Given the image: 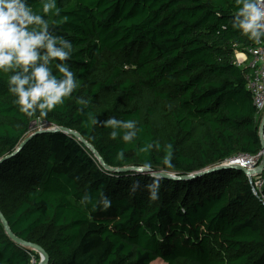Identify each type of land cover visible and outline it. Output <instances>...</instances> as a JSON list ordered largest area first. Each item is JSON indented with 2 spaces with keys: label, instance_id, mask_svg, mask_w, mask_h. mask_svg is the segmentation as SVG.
<instances>
[{
  "label": "trees",
  "instance_id": "trees-1",
  "mask_svg": "<svg viewBox=\"0 0 264 264\" xmlns=\"http://www.w3.org/2000/svg\"><path fill=\"white\" fill-rule=\"evenodd\" d=\"M29 5L43 15L40 0ZM237 7L235 0H57L60 15L45 19L73 43L67 63L78 87L46 118H29L8 91L12 73H0V159L31 135V121L77 132L111 169L183 177L255 155L261 146L248 69L234 57L256 43L233 29ZM52 71L59 76L54 64ZM111 117L135 120L137 137L111 139L101 123ZM149 143L161 147L141 152ZM100 192L112 202L107 211H93ZM85 195L92 203H81ZM0 212L48 264H264V183L255 195L234 170L188 181L113 173L60 132L32 137L0 165ZM39 262L0 222V264Z\"/></svg>",
  "mask_w": 264,
  "mask_h": 264
},
{
  "label": "clouds",
  "instance_id": "clouds-1",
  "mask_svg": "<svg viewBox=\"0 0 264 264\" xmlns=\"http://www.w3.org/2000/svg\"><path fill=\"white\" fill-rule=\"evenodd\" d=\"M236 14L232 20L233 29L249 40L259 43L264 38V0H235ZM43 15L33 11L29 0H0V73L12 74L8 77V91L15 96L14 104L26 117L46 118L57 106L62 105L77 89V77L67 63L75 51L73 43L63 36L53 34L46 16L54 13L60 15L57 0H40ZM64 21L67 17L62 18ZM59 23V21H58ZM59 76L53 74L52 65ZM79 105L88 101L77 98ZM92 125L99 121L90 116ZM111 128V139L122 133L125 144L137 137L140 129L135 120H119L111 117L103 122ZM153 147L160 149L159 143L146 144L141 152H148ZM171 145L166 146L163 163H170ZM118 160L124 158V152L117 153ZM138 185H133L134 191ZM149 198L157 200L159 187L156 182L147 185ZM82 204L92 203L91 197L85 195ZM111 200L100 192L99 199L93 205V211H107Z\"/></svg>",
  "mask_w": 264,
  "mask_h": 264
},
{
  "label": "built area",
  "instance_id": "built-area-1",
  "mask_svg": "<svg viewBox=\"0 0 264 264\" xmlns=\"http://www.w3.org/2000/svg\"><path fill=\"white\" fill-rule=\"evenodd\" d=\"M264 8V4H261ZM234 63L239 68L248 69L246 75L247 89L251 93L255 108V122L259 125L264 115V38L255 47L244 52H235ZM264 143V129H263ZM264 150L255 155L239 154L225 162V165L238 166L248 172H254L262 162ZM249 182L253 184V193L256 195L264 183V169L260 175L254 174Z\"/></svg>",
  "mask_w": 264,
  "mask_h": 264
},
{
  "label": "water",
  "instance_id": "water-1",
  "mask_svg": "<svg viewBox=\"0 0 264 264\" xmlns=\"http://www.w3.org/2000/svg\"><path fill=\"white\" fill-rule=\"evenodd\" d=\"M263 129H264V115L262 117L260 124L258 125V137L260 140L261 150H264ZM55 132H60V133H63L67 136L78 139L88 150L91 151L93 156L98 160V162L107 171L113 172V173L137 172V173H143V174H150L153 177H160V178L168 179V180L188 181V180H192V179H196V178H201L203 176H206V175L218 172V171H222V170H234L237 172H242L243 174L246 175L247 178H250L254 174L260 175L264 169V154L262 157L261 164L257 167V169L254 172H248L245 169L240 168L238 166L225 165V164L207 169V170L202 171V172L194 173L193 175H190V176H183V177H177V176L172 175V174L163 173V172H154V171H151L149 169L137 168V167L122 168V169H111L105 165L104 161L100 158V156L96 152V150L89 143H87L77 132L66 129V128H59V127H54V128H51L49 130H44V131H37L36 133L31 134L17 147V149L13 153L1 158L0 159V165L3 162H5V161L11 159L12 157H14L15 155H17L22 150V148L32 139V137L40 135V134H50V133H55ZM256 195H257V193H256ZM0 222L4 228L5 234L8 236V238L11 241L18 244L19 246L34 250L39 255V258H40L39 264H48L49 258L47 256V254L39 246H37L35 244L28 243V242H24V241H22V240H20L14 236V234L11 232V230L8 226L6 219L4 218V216L2 215L1 212H0Z\"/></svg>",
  "mask_w": 264,
  "mask_h": 264
},
{
  "label": "rangeland",
  "instance_id": "rangeland-1",
  "mask_svg": "<svg viewBox=\"0 0 264 264\" xmlns=\"http://www.w3.org/2000/svg\"><path fill=\"white\" fill-rule=\"evenodd\" d=\"M54 124H51L50 122L46 121H31L30 122V127H29V133L33 134L36 133L37 131H44V130H49L51 128H54ZM156 172H161V171H156ZM252 177L248 178V180H251ZM251 183V182H250ZM39 264V263H37ZM153 264H163L160 261L154 262Z\"/></svg>",
  "mask_w": 264,
  "mask_h": 264
}]
</instances>
